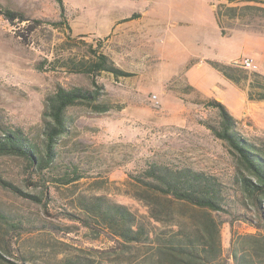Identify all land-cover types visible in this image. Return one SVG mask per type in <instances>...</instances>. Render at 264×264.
Returning a JSON list of instances; mask_svg holds the SVG:
<instances>
[{"label": "rangeland", "instance_id": "rangeland-1", "mask_svg": "<svg viewBox=\"0 0 264 264\" xmlns=\"http://www.w3.org/2000/svg\"><path fill=\"white\" fill-rule=\"evenodd\" d=\"M219 0H63L64 14L75 40L67 38L56 0H0V6L21 12L19 22L0 14V133L18 126L39 139L47 95L57 86L91 88L90 77L74 73L53 60L73 45L79 54L87 44L99 45L126 76L103 71L97 81L113 107L94 112L88 106L70 108L73 122L61 138L58 156L49 171L74 164L82 177L62 184L45 177L46 207L25 193L41 195L36 174L28 178L21 157L0 156V179L19 187L16 192L0 180V215L21 221L23 230L11 232L0 218V264H58L78 252L95 257L113 241L68 217L78 194H103L139 213L147 207L135 196L131 178L146 161H170L214 173L232 186L233 158L227 145L207 123L218 124V111L201 102L212 96L222 101L247 138L264 139V100H250L244 88L205 62L206 58L238 63L250 57L264 74V11L224 21L220 33L214 8ZM133 13L136 17L128 18ZM33 19L42 21L26 35ZM126 19V20H125ZM26 36V38H24ZM63 47V48H62ZM70 50V49H69ZM47 59L48 61H45ZM192 85L198 92L188 88ZM155 95V98L153 97ZM51 175V174H49ZM231 190V189H229ZM232 212H213L220 221L222 258L231 240L257 229L249 207L241 200ZM8 231V232H6ZM264 229L261 230V233ZM146 247H140L143 253ZM6 249V251H5ZM113 255V254H111ZM112 258V256H110Z\"/></svg>", "mask_w": 264, "mask_h": 264}, {"label": "trees", "instance_id": "trees-1", "mask_svg": "<svg viewBox=\"0 0 264 264\" xmlns=\"http://www.w3.org/2000/svg\"><path fill=\"white\" fill-rule=\"evenodd\" d=\"M56 1L60 7V17L50 23L65 26L67 38L75 40L77 36L72 35L64 14L63 0ZM219 1L214 13L222 35L227 33L225 20L242 18L255 10L264 11V0ZM0 14L9 21L27 20L21 12L7 7L0 6ZM133 17H136V13L128 18ZM41 23V20L33 19L26 35L32 34ZM74 46L60 55L54 53L53 60L60 61L61 66L70 72L88 75L92 87L57 86L47 95L39 139L32 138L18 126L7 127L0 133V156L21 157L28 178L36 174L38 181L32 184L41 189L46 188V174L62 184L82 177L74 164L65 165L60 172L49 171L53 169L58 156L59 142L69 132L73 122L70 108L84 105L94 112L111 109L113 105L103 97L104 87L97 81V75L103 71L115 76L130 74L118 67L98 44H87L89 51L85 54H79ZM205 62L235 85L244 88L248 99L264 100V74L249 71L235 61L206 58ZM188 88L198 92L190 84ZM201 102L218 111V124L207 123V126L227 145L233 158L232 186L214 173L191 165L146 161L137 174L130 176L139 188L134 194L144 202L147 212L139 213L103 194H78L73 210L65 211V214L97 233L103 232L113 241V245L98 250L95 257L78 252L64 255L58 264H225L223 258L220 262V221L213 212L230 213L232 206L240 200L241 206L249 207L254 216L249 218L239 212L237 216L250 220L257 231L238 235L236 242L231 240L227 258H231L233 264H264V232L261 233L264 229V139L251 140L244 136L237 129L235 117L222 101L205 96ZM0 180L5 186L23 194L19 187ZM40 193L24 192L46 207L45 190L42 189ZM0 218L11 232L19 234L23 230L21 221H12L3 215ZM140 247H146V250L140 253ZM5 259L0 252V261Z\"/></svg>", "mask_w": 264, "mask_h": 264}, {"label": "built area", "instance_id": "built-area-1", "mask_svg": "<svg viewBox=\"0 0 264 264\" xmlns=\"http://www.w3.org/2000/svg\"><path fill=\"white\" fill-rule=\"evenodd\" d=\"M238 64L246 69H254L256 67V64L250 57L243 58ZM153 97L155 98V95H153Z\"/></svg>", "mask_w": 264, "mask_h": 264}, {"label": "crops", "instance_id": "crops-1", "mask_svg": "<svg viewBox=\"0 0 264 264\" xmlns=\"http://www.w3.org/2000/svg\"><path fill=\"white\" fill-rule=\"evenodd\" d=\"M235 59V57L234 58H231V59H229L228 61H231V60H234Z\"/></svg>", "mask_w": 264, "mask_h": 264}]
</instances>
